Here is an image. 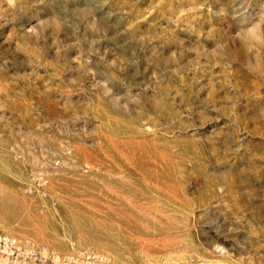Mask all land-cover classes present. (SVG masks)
<instances>
[{"label":"rangeland","instance_id":"obj_1","mask_svg":"<svg viewBox=\"0 0 264 264\" xmlns=\"http://www.w3.org/2000/svg\"><path fill=\"white\" fill-rule=\"evenodd\" d=\"M0 264H264V0H0Z\"/></svg>","mask_w":264,"mask_h":264}]
</instances>
